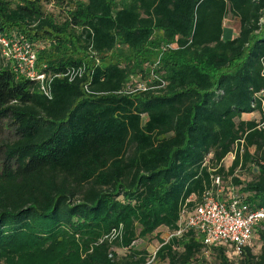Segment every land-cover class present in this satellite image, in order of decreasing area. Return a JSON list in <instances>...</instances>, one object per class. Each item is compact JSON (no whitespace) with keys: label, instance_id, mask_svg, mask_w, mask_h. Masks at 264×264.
<instances>
[{"label":"trees","instance_id":"1","mask_svg":"<svg viewBox=\"0 0 264 264\" xmlns=\"http://www.w3.org/2000/svg\"><path fill=\"white\" fill-rule=\"evenodd\" d=\"M66 1L0 0V33L46 43L51 77L47 99L0 56V264H148L132 244L158 230L152 264H202L201 238L175 234L216 177L264 208V0ZM253 237L234 260L211 247L217 264H264V222Z\"/></svg>","mask_w":264,"mask_h":264},{"label":"built area","instance_id":"2","mask_svg":"<svg viewBox=\"0 0 264 264\" xmlns=\"http://www.w3.org/2000/svg\"><path fill=\"white\" fill-rule=\"evenodd\" d=\"M43 46L29 42L22 35L5 36L0 33V56L11 64V68L19 77L35 82L47 99L51 98V77L45 75L37 67V54ZM80 70V69H79ZM79 70H69L66 77L72 80ZM138 90L145 91L144 86ZM218 188L214 194L207 191L202 202L191 213L183 215L175 236L184 231L195 232L205 247L224 245L229 247L236 256H240L245 247H250L254 229L264 222V208L250 209L244 203V197L231 194L227 199L218 200L220 180L215 178ZM170 238V236H168Z\"/></svg>","mask_w":264,"mask_h":264},{"label":"rangeland","instance_id":"3","mask_svg":"<svg viewBox=\"0 0 264 264\" xmlns=\"http://www.w3.org/2000/svg\"><path fill=\"white\" fill-rule=\"evenodd\" d=\"M75 1H83V0H67L66 3L71 2L70 4H72ZM65 8H66L65 4H63L62 7L55 5L53 2H51L49 4H47V3L44 4L45 13L48 14V16L55 19L56 21H62V18H63L62 10ZM224 26L226 29H231V30H233L234 33H237V22L235 20L227 19L224 22ZM11 34H14V32ZM37 44L42 45L43 50L47 46L46 43H43L41 41H38ZM106 61H113L111 55H110V57H108V59ZM96 62H98V61L96 60ZM156 62H157V60H156V58H154L152 60H148V61L144 62L141 65V66H143V67H141L142 72H143L142 77H145V74H147L148 72H149V74L152 72H155ZM147 79L148 78H146V80ZM132 86H133L132 87L133 89L134 88L138 89V87L145 86V82L142 81V78L140 79V77L133 78L132 79ZM242 118L245 120L252 119V120L259 121L260 116L257 113H255L253 115H245ZM11 138H12L11 132L6 130L0 136V141L1 142L9 141V140H11ZM232 159H233V155L227 156L223 161V166L225 168L229 167L231 162H232ZM237 176L239 177L240 181H244V180L248 181L251 179L250 174H246V173H238ZM222 190H224V192H222ZM219 191L220 192H219L218 196H219V199H221V200L227 199V197L230 196L231 194H234V195H237L238 193L241 194V192H238L239 188L234 187L233 185L231 186V182L227 181V180H223V183H220ZM168 236L169 235L166 231L158 230L151 236H147L146 238H138L132 244V247L137 249V250L146 251L151 256L148 264H152L155 252L157 251V249L159 248V245H160L159 241L160 240H166L168 238ZM216 247H224L226 254H227V257L230 260L236 259L237 256L232 252V250L229 247L224 246V245H218ZM250 247H252L254 254H257L259 252L260 243L257 241V237H253ZM114 251L118 256H123L126 253V249L114 248ZM216 257H217L216 252L211 247L210 248L206 247L203 249L202 254L199 258L200 259L199 261L202 262V264H217Z\"/></svg>","mask_w":264,"mask_h":264}]
</instances>
